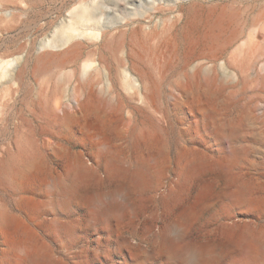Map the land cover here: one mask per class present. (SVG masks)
<instances>
[{"label":"rangeland","instance_id":"obj_1","mask_svg":"<svg viewBox=\"0 0 264 264\" xmlns=\"http://www.w3.org/2000/svg\"><path fill=\"white\" fill-rule=\"evenodd\" d=\"M263 247L264 0H0V264Z\"/></svg>","mask_w":264,"mask_h":264},{"label":"bare ground","instance_id":"obj_2","mask_svg":"<svg viewBox=\"0 0 264 264\" xmlns=\"http://www.w3.org/2000/svg\"><path fill=\"white\" fill-rule=\"evenodd\" d=\"M85 12V11H84ZM83 12V17H85V13L87 14V12H85L84 13ZM211 12V11H210ZM224 13H226V12H224ZM210 13H208V15H209ZM87 16H88V14H87ZM202 16V13H201V11L199 10V9H191L190 11H189V13H188V21H187V26H186V32L187 33H189L191 30H192V28L197 24V22H198V20H199V18ZM226 16V15H225ZM67 37H68V35H67ZM70 37V36H69ZM68 39V38H67ZM54 43V42H53ZM56 45V44H55ZM58 45H59V42H58ZM46 60H44L43 59V61L42 62H45ZM109 157H111V156H109ZM109 160V159H108ZM114 160H116L117 161V158L116 159H114ZM113 159H112V163L114 164V161ZM109 162V161H108ZM115 165V164H114ZM113 165V166H114ZM140 166V165H139ZM143 166V165H142ZM145 166V165H144ZM134 169H130V170H128L127 171V182H129V183H131L132 185H134V186H137V187H145V186H147L148 185V183L150 182V179H151V173H150V170L147 168V167H138V166H134L133 167ZM126 170V169H125ZM125 173H126V171H125ZM150 184V183H149ZM242 187V186H241ZM239 192H237L236 194H237V196H236V201L237 202H241L242 201V198H243V195H244V189L243 188H240L239 190H238ZM235 194V195H236ZM240 217H243L244 218V220H245V218L247 217L246 215H241ZM182 225L183 226V223H182V221H178L177 222V225ZM242 237H243V240H244V246H245V248H246V252H247V255H251L252 254V252H253V248L252 247H254L255 245L256 246H261V244H260V242L259 241H255L254 243L252 242V239H250V236L248 235V233L246 232V231H243L242 232ZM262 247V246H261ZM264 248V247H263ZM210 249H211V251L213 250V247L211 248L210 247ZM201 248L200 247H197L196 248V252L197 253H201ZM263 250V252H264V249H262ZM37 258V257H36ZM40 259V258H39ZM42 259V258H41Z\"/></svg>","mask_w":264,"mask_h":264},{"label":"water","instance_id":"obj_3","mask_svg":"<svg viewBox=\"0 0 264 264\" xmlns=\"http://www.w3.org/2000/svg\"><path fill=\"white\" fill-rule=\"evenodd\" d=\"M247 217L245 218V221L249 220L250 218H254V217H251L250 215H247L245 214Z\"/></svg>","mask_w":264,"mask_h":264}]
</instances>
